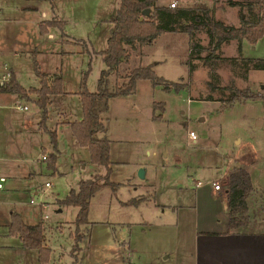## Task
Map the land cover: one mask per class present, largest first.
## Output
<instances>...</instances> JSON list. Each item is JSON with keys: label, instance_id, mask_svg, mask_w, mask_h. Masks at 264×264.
<instances>
[{"label": "rangeland", "instance_id": "374dc122", "mask_svg": "<svg viewBox=\"0 0 264 264\" xmlns=\"http://www.w3.org/2000/svg\"><path fill=\"white\" fill-rule=\"evenodd\" d=\"M170 1L157 0L165 5ZM228 1L174 0L170 7L200 5L224 24L238 25L246 9ZM21 2L0 0V74L5 61L28 81L29 73H34L33 56L40 71L58 72L61 90L76 95L59 97L60 105L80 111L76 92L81 81L88 90L95 89L104 66L100 50L118 0H53L62 25L56 21L50 26H43L39 11L50 9L51 0H38L36 13H26L19 7ZM28 2L36 5L34 0ZM43 19L51 15L46 13ZM47 29L51 37L46 36ZM242 44L238 52L237 40L222 41L210 53L212 43L204 29H175L128 50L117 72L110 74L111 82L119 81V75L133 66L154 62L156 75L184 85L163 89L140 78L133 93L108 98L101 118L112 161L108 179L114 187L100 183L89 196L87 221L77 230L73 222L77 206L58 200L78 179L102 174L103 166L90 162L87 148L67 138L69 130L57 129L53 143L49 128L30 123L25 112L15 108L16 98L7 93L5 103H0V174L4 176L0 264H39L36 249L22 246L18 236L6 230L12 212L25 223L41 222L49 249L45 264H70L76 231L75 264H187L192 234L202 227L197 224L199 217L210 213L211 207L220 210L217 216H224L225 174L244 163L258 189L253 187L248 195V221L239 228L264 229V100L239 96L228 101L230 84L264 97V67L250 64L252 59L264 60V33L253 44ZM26 50L33 51L28 59ZM25 99L18 101L26 102L31 111L33 102ZM153 102L159 104L153 107ZM188 130L194 132V139L188 137ZM41 154L46 158L41 159ZM138 168L144 170L143 177L138 176ZM212 180L222 184L216 194Z\"/></svg>", "mask_w": 264, "mask_h": 264}, {"label": "trees", "instance_id": "16d2710c", "mask_svg": "<svg viewBox=\"0 0 264 264\" xmlns=\"http://www.w3.org/2000/svg\"><path fill=\"white\" fill-rule=\"evenodd\" d=\"M228 2L240 7L243 6L246 9V14L240 17L238 25L224 24L220 19L213 18L208 14L207 8L200 5L172 8L169 5L158 4L157 0H118V5L111 19L112 26L106 37L105 47L100 50L104 66L99 70L95 89L90 91L85 87L83 81L80 82V87L76 92L80 102V119L69 122L70 131L75 141L87 148L89 161L102 165L104 168L102 174L96 173L91 178L79 179L76 188L70 187L65 196L58 200L60 204L77 206L73 219L75 230H77L78 224L87 221L86 212L89 196L99 188L100 183L114 187V183L108 179L112 161L109 158V139L105 134L106 129L101 118V114L107 109L108 98L114 95L133 93L135 82L140 78L148 79L152 85L159 84L163 89H177L184 85V82L170 81L156 75L152 67L154 62L129 68L124 74L119 75L121 78L119 81L111 82L110 74L117 72L119 64L126 59L128 50L151 43L159 33L164 31L182 29L186 32L191 29H204L209 42L212 43L210 53L222 41L230 39H235L237 42L246 40L253 44L264 33V0H229ZM144 8H148L146 14L141 12ZM180 18L188 21L179 22ZM56 21L62 25V21L51 18L43 22V26ZM237 51L240 52L239 45ZM241 60L243 62L251 61L247 57L244 59L245 61L243 58ZM250 64L251 67H264V60L252 59ZM32 65L34 74L38 78V87H30L25 90L10 78L4 88L17 92L21 97L26 96L27 91L34 92L36 97L33 102L39 109L37 125L39 128H45L48 94L62 92L60 78L53 76L50 82H47L46 74L38 69L35 59H33ZM192 68L191 65L190 69ZM206 83L209 84L210 82L207 81ZM229 88H231V92L228 101L237 99L239 96L252 100L259 97L264 100L262 95L247 93L246 90L239 89L233 84H230ZM157 103L159 104V102H153V107ZM157 117L158 115L152 114V118ZM46 130L50 134L51 141L55 143V132ZM53 157L51 155L50 163H52ZM225 189L226 231H228L239 228L248 221L247 198L253 189L249 172L244 167H233L227 174ZM135 199L139 200V198ZM7 231L17 235L23 246L36 249L39 264H45L49 249L44 242L43 226L40 221L25 223L17 213L12 212L10 213ZM73 238L74 242L70 248V255L73 258L70 264L76 263L75 252L78 249L76 240L79 238L77 231Z\"/></svg>", "mask_w": 264, "mask_h": 264}, {"label": "crops", "instance_id": "0c3cea01", "mask_svg": "<svg viewBox=\"0 0 264 264\" xmlns=\"http://www.w3.org/2000/svg\"><path fill=\"white\" fill-rule=\"evenodd\" d=\"M28 1L29 0H22L19 7L22 10L26 11V13H33L32 11H35L34 13H36L38 11V4H39L38 0H34V3L36 4L35 6L30 5L31 3ZM46 13L51 15V18L62 21V19L57 18L59 17V9L56 8V6H54L53 0H51L50 2V9L47 8L45 10L40 9L39 16L42 18L41 22H46V20H48V19L46 20L43 19L46 17ZM244 14L246 13L245 11L242 10L240 17L243 16ZM40 17H38L37 19H39ZM51 24L48 23L45 25L50 26ZM227 24L232 25L230 23ZM46 36L48 37L52 36V33L49 32L48 29ZM243 41L246 40H241L240 42H237L239 44L240 49H242ZM1 54L2 53L0 52V55ZM25 54L28 55L27 56L28 59L31 56V54H33V51L26 50ZM32 58L34 59L33 56ZM1 65L4 71L1 72L0 74V103L2 102L5 103L6 100L5 95L7 93L11 94L12 98H16V100L14 101L17 102L15 108L22 112H25V115L27 116L26 119L27 120L31 119L30 123H35V125H37V120L39 118V109L33 102L34 98L36 97V94L34 92L27 91L26 96H23L24 99L26 98L25 100H30L33 102L32 104L33 107L32 110L30 111L28 106L26 105V102H24L23 104L19 103L18 99L20 98L22 99V97L15 91L11 92L9 90H6L4 88V85L8 83L10 78H12L23 89L28 90V88L30 87L33 88L38 87L39 85L38 78L33 72H30L29 73L30 79H28V81H23L20 78L19 71L12 69L11 65L7 66L5 61L1 62ZM42 72L46 74L47 82H50L53 76H59L58 72L56 71L42 70ZM67 92L68 91L62 90L61 93L48 94V101L46 105L47 117L45 120V126L49 128V130H54L55 136L57 134L56 131L57 129H59L60 132L62 131L64 133L67 130H69L70 135L67 138H73V140L75 141L70 131L69 122L73 120H79L80 111L78 108L77 109L74 108L75 111L73 110L71 112L70 110H66L65 107L60 105L59 97L61 96L69 97L71 99L76 97V95L73 94V92H68L69 94H67ZM23 105H25L26 108H23L22 107ZM27 110H29L28 111L29 114L26 113ZM8 129L11 130L10 126H8ZM16 132L17 130L15 129L14 132H10V133H16ZM62 145L63 144L60 143V146ZM235 167H244L250 174V168L245 163L244 165H235ZM231 169H229L228 172L225 174L226 176L223 180L224 188H226L227 174L231 171ZM27 176H31V172H27ZM76 186L73 188H76ZM194 186L197 187V184H195ZM221 186L222 184L220 185V188ZM252 186L257 188L253 184V182H252ZM220 188L214 189L212 187L211 189L212 193L215 192L216 194V192H218ZM224 195L226 201V189H224ZM219 211L211 207L210 213L206 214V216H203L202 218L201 216L199 217L197 224H200L202 227L196 228L192 234L188 248L189 261L187 264H264V229H249V228L241 227L226 231L227 230L226 214H225L226 209L223 211L224 216L222 217L217 216V214L220 213ZM50 262L57 264V262L55 261H49L47 264H50ZM175 264H181V263H175Z\"/></svg>", "mask_w": 264, "mask_h": 264}, {"label": "built area", "instance_id": "2783aa9c", "mask_svg": "<svg viewBox=\"0 0 264 264\" xmlns=\"http://www.w3.org/2000/svg\"><path fill=\"white\" fill-rule=\"evenodd\" d=\"M174 4H175L174 0H171V1L169 2V6H174ZM22 107H23V108H26L25 105H23ZM187 135H188V137H190L191 139H194V138H195V134H194V132H193L192 130H188ZM40 158H41V159H44V158H45V155L41 154V155H40ZM3 181H4V176L0 174V188L2 187V182H3ZM197 183H198V181H196L195 184H197ZM211 183H212V187H213L214 189H219V187H220V183H219L217 180H212ZM44 185H45V186H46V185H49V182L45 181V182H44ZM29 201L32 202V199H30ZM41 204L43 205V203H41Z\"/></svg>", "mask_w": 264, "mask_h": 264}, {"label": "water", "instance_id": "95a60500", "mask_svg": "<svg viewBox=\"0 0 264 264\" xmlns=\"http://www.w3.org/2000/svg\"><path fill=\"white\" fill-rule=\"evenodd\" d=\"M141 12L143 14H146L148 12V8H144ZM137 174H138V176L143 177L144 170L142 168H138Z\"/></svg>", "mask_w": 264, "mask_h": 264}]
</instances>
